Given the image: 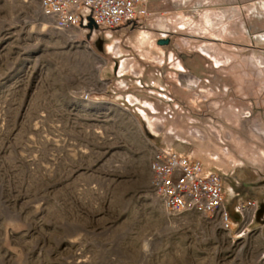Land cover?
Segmentation results:
<instances>
[{"label":"rangeland","instance_id":"obj_1","mask_svg":"<svg viewBox=\"0 0 264 264\" xmlns=\"http://www.w3.org/2000/svg\"><path fill=\"white\" fill-rule=\"evenodd\" d=\"M124 27L88 40L41 0H0V264H264L255 223L235 235L219 215L169 214L151 171L155 151L195 154L224 172L228 200L238 184L262 208L264 54L204 69L187 40L164 38L170 95L115 75L138 55L97 40Z\"/></svg>","mask_w":264,"mask_h":264},{"label":"crops","instance_id":"obj_2","mask_svg":"<svg viewBox=\"0 0 264 264\" xmlns=\"http://www.w3.org/2000/svg\"><path fill=\"white\" fill-rule=\"evenodd\" d=\"M144 4L148 15L139 19V30L124 27L126 34L123 38H117L111 32L103 30L104 41H100V38L97 40L102 47L105 46L104 42L112 41L117 47L115 52L120 56L130 53L138 55L139 59L136 61L125 59L116 64L115 69H111L119 77L133 75L140 78L139 86L143 83L150 86L147 82L151 77V86L170 95L177 92L176 82L169 76H165V79L158 78V69L166 61L174 65L175 58L171 47L158 44L160 39L181 37L187 40L207 60L205 67H202L204 69L219 70L229 68L231 64H237L236 68L240 69L238 64L241 55L243 57L250 52L264 54V0H145ZM175 66L176 69L184 70L179 63ZM204 81L208 83L207 79ZM169 86L171 92L168 91ZM116 88L125 90L129 87L120 83ZM190 99L191 94L188 96V100ZM185 156L190 161H201L208 173H224L219 172L220 167H214L207 158L201 160L195 154ZM225 184L224 182L225 200L229 203V209L226 202L225 207L231 218L230 232L243 235L255 223L257 230L264 236V203L261 208L256 200H244L255 193L252 194L249 189L245 191L238 184L230 190L231 199L228 200ZM249 202L256 203V206L247 207ZM242 205L246 206L244 210L241 209Z\"/></svg>","mask_w":264,"mask_h":264},{"label":"built area","instance_id":"obj_3","mask_svg":"<svg viewBox=\"0 0 264 264\" xmlns=\"http://www.w3.org/2000/svg\"><path fill=\"white\" fill-rule=\"evenodd\" d=\"M145 0H41L42 9L61 29L87 24L92 16L99 27L117 29L138 25L148 15ZM139 7L138 10H136ZM152 184L165 210L172 215L196 213L220 216L230 230L231 218L225 207L224 182L220 174L206 172L202 163L175 153L155 151L151 160ZM249 202L247 207H255ZM245 205L241 209H245Z\"/></svg>","mask_w":264,"mask_h":264},{"label":"water","instance_id":"obj_4","mask_svg":"<svg viewBox=\"0 0 264 264\" xmlns=\"http://www.w3.org/2000/svg\"><path fill=\"white\" fill-rule=\"evenodd\" d=\"M81 27L89 31V34L87 35L88 40L90 39L92 33L99 29V26L96 24L92 16L87 17V24L82 23ZM169 43H170L169 39H160L158 42L160 46H167L169 45Z\"/></svg>","mask_w":264,"mask_h":264}]
</instances>
